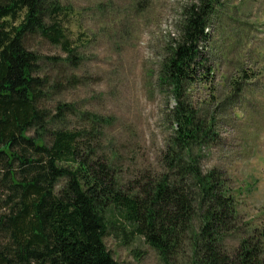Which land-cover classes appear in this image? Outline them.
I'll return each mask as SVG.
<instances>
[{"label": "trees", "instance_id": "1", "mask_svg": "<svg viewBox=\"0 0 264 264\" xmlns=\"http://www.w3.org/2000/svg\"><path fill=\"white\" fill-rule=\"evenodd\" d=\"M216 2L184 9L179 37L160 63L158 80L174 100L163 170L124 191L109 161L83 146L109 119L80 112L86 127L67 130L73 104L57 103L55 113L39 105L48 86L39 75L43 57L25 39L40 34L60 44L68 54L60 60L75 66L62 27L72 8L60 0H0V264H118L104 241L113 226L142 236L167 264L177 252L186 256V243L189 264H264V230L228 245L243 230L234 195L225 173L203 171L192 153L212 132L188 85L210 73L200 46Z\"/></svg>", "mask_w": 264, "mask_h": 264}, {"label": "rangeland", "instance_id": "2", "mask_svg": "<svg viewBox=\"0 0 264 264\" xmlns=\"http://www.w3.org/2000/svg\"><path fill=\"white\" fill-rule=\"evenodd\" d=\"M198 1L60 0L72 8L62 27L75 66L60 60L68 55L60 44L40 34L25 39L43 57L39 75L48 86L41 107L55 113L57 103L73 104L78 111L67 116V130L86 127L80 112L109 119L83 146L109 161L124 191L134 179L163 170L174 100L158 80L160 63L179 37L184 9ZM205 31L200 51L210 73L188 85V97L213 125L192 153L203 171L226 175L243 229L228 240L233 246L247 232L264 230V0H217ZM129 231L113 226L104 237L118 264H167ZM184 250L170 263L189 264L187 243Z\"/></svg>", "mask_w": 264, "mask_h": 264}]
</instances>
